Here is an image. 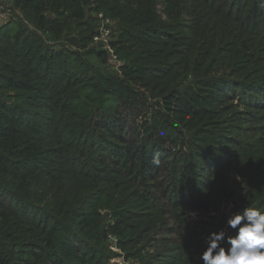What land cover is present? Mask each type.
I'll list each match as a JSON object with an SVG mask.
<instances>
[{
    "label": "trees",
    "instance_id": "trees-1",
    "mask_svg": "<svg viewBox=\"0 0 264 264\" xmlns=\"http://www.w3.org/2000/svg\"><path fill=\"white\" fill-rule=\"evenodd\" d=\"M158 3L171 19H180L186 4L192 9L186 36L166 31L181 24H161ZM3 6L13 15L0 24V264H106L113 246L136 264H203L190 250L204 251L207 241L187 234L195 230L189 212L217 211L229 187L238 212L264 211V0H9ZM100 14L112 22L117 73L127 83L92 68L87 74V55L108 63L107 51L93 42ZM137 81L152 86L148 95L158 92L153 127H144L140 144L120 145L123 131L110 124L122 105L133 104ZM219 103L225 113L252 110L242 111L235 134L215 122L211 106ZM155 129L176 146L189 142L168 162L166 175L179 194L178 202H164L167 209L159 200L148 204L152 192L143 187L153 181L150 167L162 149V158H170ZM221 144L226 151L218 150ZM137 161L144 173L139 164L132 170ZM181 162L191 164L180 172ZM189 167L202 179L180 189L190 181ZM152 171L158 178L160 170ZM139 201L150 211L133 212ZM165 215L183 231L172 248L155 236ZM227 219L221 216L210 233L234 235ZM148 246L154 252L139 255Z\"/></svg>",
    "mask_w": 264,
    "mask_h": 264
},
{
    "label": "rangeland",
    "instance_id": "rangeland-1",
    "mask_svg": "<svg viewBox=\"0 0 264 264\" xmlns=\"http://www.w3.org/2000/svg\"><path fill=\"white\" fill-rule=\"evenodd\" d=\"M162 1V0H161ZM165 9V5L163 3H158L156 5V9H155V14L159 17V21L161 22V24H172L174 25L176 23V26L178 24V27L181 26V28H172V27H167L166 31L169 33H179L182 34L184 36H186L188 34V32H190V27L192 24V19H191V14L190 12L192 11V9L189 8V6L186 4L183 10V14L180 17V19H171L169 18V16L167 15L166 11H164ZM169 11V10H168ZM262 19V18H261ZM260 19V20H261ZM158 22V19H157ZM116 39L117 35L113 34V36H111V39ZM188 47L185 46H181L180 48H178L179 50H185V52H190L189 50H187ZM88 63L86 62V65L89 66L87 68V74H92V71L90 70V68L96 70L100 75L102 76H106V77H112L115 80H122L123 83H127L126 78L123 77V73H117V69L114 68L110 62H103L100 58H97L94 55H87L86 57ZM109 65V66H108ZM217 67H213V71L216 69H219ZM115 69V70H114ZM86 72V70H85ZM114 74V75H113ZM215 76V75H213ZM240 78H242V76L240 75ZM136 84V85H135ZM133 84V86H135V88L137 89L138 93L137 95L134 97V101L132 102L133 104L129 103L126 105H122L118 112L113 116L111 121L110 126H114V128H116V130L121 129L123 131V140L120 142H117L118 144H127L128 146H130L131 144H136V143H141L143 138H146L145 135V126H152V117H153V112H155L156 108L153 106L154 102L156 101L155 99L157 98V94L158 92L156 90H154L153 94L156 95V98H154V96H150L147 93H151L152 91V86L149 85L147 88L144 87V82H140L137 81V83ZM241 93V91H239ZM239 93V94H240ZM144 94V95H143ZM144 96H146V98H144ZM264 97V96H263ZM131 104V105H130ZM226 105H224L223 103H219V104H214L211 106V109H213L216 113H213L214 117H215V122H218V124L220 123V126L222 125L226 132H230L233 131L232 134H235L236 131L231 130V128H233V126H237L239 124L242 123V118L244 116H240L242 113V111L245 112H252V110L250 111V109L248 108H244L243 106L239 107L238 109H233L231 111L228 112H224V108ZM232 106V104H231ZM235 107H237L235 105ZM231 108V107H227ZM219 126V125H218ZM136 129H137V134L136 133ZM165 130L160 131V129H155L153 130V136L156 137H160V142L161 145H163L165 148L170 150V158L167 160H164L162 158V156L165 154L163 149L161 151V156L159 157V164H153L150 167V170L152 172V174L147 178V180L152 179L153 181H145L143 182V184H145L146 186H143L145 189H149V192H152L151 198L148 200V204H150L152 201H156L159 200L162 204L165 206V209H167V205L165 203H169L172 204L173 202H178L177 201V195L179 194L178 191H176V185L173 187L170 182L172 180L169 179V177H167L166 172H167V168H168V162L172 161L171 158L173 155H175L176 157H179L180 154H184L187 150H188V143L186 141H179V142H183L181 145L176 146L177 144L175 143H170L169 141H167V133H164ZM150 135L148 136V139L146 140V144H148ZM151 144V143H150ZM150 147V145H149ZM148 147V148H149ZM179 148H182L183 151L181 152V150H177ZM220 149H218L219 151H226L227 147L223 144H221L219 146ZM209 151L211 152V154H215L213 152V150L209 149ZM182 156V155H181ZM196 160V159H195ZM148 162V161H147ZM139 164V172L142 171V173H144L146 170V167L140 163L139 161H137L135 163V167H131L132 170H136ZM189 163H185V162H181L179 164V171L181 172V169L188 165ZM191 164V163H190ZM190 164L188 166H190ZM194 167V166H193ZM187 168V167H186ZM185 168V169H186ZM189 167L187 169V171L189 172V170H195L194 168ZM160 170V175H157L153 173L152 170ZM195 171H190L189 173V180L187 182H182L179 186L180 189H182L183 185L185 187L186 184H193V182H196L198 180H201L202 177H198L196 178V176L194 177L192 174ZM145 178V176H143ZM143 177L140 175L139 178L141 181H143ZM165 177V179H164ZM239 177V175H238ZM167 178V179H166ZM233 178H237V176L234 175ZM241 179V178H240ZM151 184V185H150ZM230 184V183H229ZM148 185V186H147ZM178 185V184H177ZM152 187H160L159 191H156L155 189H153ZM125 188V187H124ZM140 190L143 191V189L141 188ZM163 191V192H161ZM130 192H132V190H130ZM157 192H159L163 197L160 198L161 196L159 194H157ZM227 197L224 198V201L222 202V204L220 205V207L218 208L217 211H210L208 213H201L199 211L197 212H189L187 215L188 217H186L188 223L190 224V226L194 227L195 230L194 231H190L187 234L189 236L194 237L195 241H207V238L209 236L210 231L212 230V228L216 225V223H218V220L220 219L221 216L226 215L228 218L237 213L238 212V204H237V200H238V195L234 193L233 189L231 187H229L226 191ZM132 195V194H131ZM131 195H129L128 200L129 202L133 199V197H130ZM136 200V199H135ZM183 200H186V198H184ZM140 202V207L137 209L136 208V204H134V202H132V204L134 205L132 207V211L134 212H144L147 213L150 211L149 208H147V206L145 204H142L143 202ZM165 202V203H164ZM184 203V202H183ZM105 212L101 211V213L103 214ZM192 213H195V218H193ZM114 222V221H113ZM131 223V222H130ZM161 228V229H160ZM160 229V230H159ZM157 233H156V237L159 240V244H163L165 246H167L168 248H172V246H175L174 240H178L180 239V235L183 234V231H181V229L175 224V221L173 219H171V217H169L168 215L164 216V222L163 224L157 225ZM142 239V237H140V240ZM146 241V240H145ZM145 241H143L142 243H139V245L137 246V248H141V246L145 243ZM179 242V240H178ZM116 243V242H115ZM113 243V244H115ZM147 245V244H146ZM151 245V243H149V246ZM147 247V249L140 251L139 255L142 254V252H146L145 254L148 253H152L154 252V248L153 247ZM171 246V247H169ZM112 250V254L110 255L109 260L106 262V264H136V261H127L124 258L125 253L116 249L115 246H113ZM133 252V250H132ZM190 252H192V255H199L201 254L203 251L199 250V249H192L190 250ZM156 254V253H154ZM155 264H166L162 262H158ZM170 264V263H169Z\"/></svg>",
    "mask_w": 264,
    "mask_h": 264
},
{
    "label": "clouds",
    "instance_id": "clouds-1",
    "mask_svg": "<svg viewBox=\"0 0 264 264\" xmlns=\"http://www.w3.org/2000/svg\"><path fill=\"white\" fill-rule=\"evenodd\" d=\"M153 163L158 165L159 159L154 158ZM195 215L192 213L193 218ZM226 227L235 234L227 235L225 229L210 233L200 254L203 264H264V211L245 207L227 219Z\"/></svg>",
    "mask_w": 264,
    "mask_h": 264
},
{
    "label": "built area",
    "instance_id": "built-area-1",
    "mask_svg": "<svg viewBox=\"0 0 264 264\" xmlns=\"http://www.w3.org/2000/svg\"><path fill=\"white\" fill-rule=\"evenodd\" d=\"M12 15L11 11L7 10L3 6L2 0H0V24L10 20ZM98 18L100 26L98 32L93 38V42L94 44L101 45L102 49L107 51L108 61L114 68L118 69L121 66V63L117 62L111 46L112 22L105 19L102 14L98 15Z\"/></svg>",
    "mask_w": 264,
    "mask_h": 264
},
{
    "label": "crops",
    "instance_id": "crops-1",
    "mask_svg": "<svg viewBox=\"0 0 264 264\" xmlns=\"http://www.w3.org/2000/svg\"><path fill=\"white\" fill-rule=\"evenodd\" d=\"M8 1H9V0H2V3H3V4H6V3H8Z\"/></svg>",
    "mask_w": 264,
    "mask_h": 264
}]
</instances>
